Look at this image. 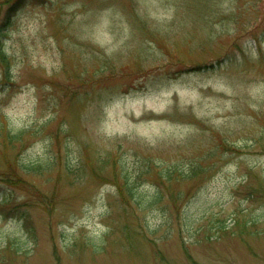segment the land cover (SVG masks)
<instances>
[{"label":"rangeland","instance_id":"rangeland-1","mask_svg":"<svg viewBox=\"0 0 264 264\" xmlns=\"http://www.w3.org/2000/svg\"><path fill=\"white\" fill-rule=\"evenodd\" d=\"M0 43V264H264V0H0Z\"/></svg>","mask_w":264,"mask_h":264},{"label":"trees","instance_id":"trees-1","mask_svg":"<svg viewBox=\"0 0 264 264\" xmlns=\"http://www.w3.org/2000/svg\"><path fill=\"white\" fill-rule=\"evenodd\" d=\"M192 168H190L188 171H190ZM170 170H178V165L174 166H166L160 168V171H158L160 177H167L170 178ZM195 172H188L186 176L190 175L191 173ZM122 178H123V188H119V192L124 194V190L126 195H128V198L130 200L135 201L137 207L143 208L145 207V203L147 201V198H145V195L142 190H139V187L136 185V180L134 176H131L126 170L122 169L121 170ZM192 176V175H191ZM138 178V176L136 177ZM157 198V197H156ZM155 198V199H156ZM156 200H154L152 203H154Z\"/></svg>","mask_w":264,"mask_h":264}]
</instances>
